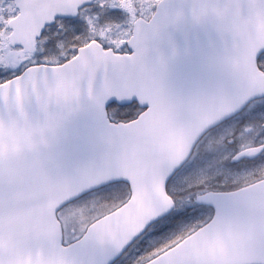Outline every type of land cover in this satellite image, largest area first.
Returning <instances> with one entry per match:
<instances>
[{
	"label": "snow or ice",
	"instance_id": "snow-or-ice-1",
	"mask_svg": "<svg viewBox=\"0 0 264 264\" xmlns=\"http://www.w3.org/2000/svg\"><path fill=\"white\" fill-rule=\"evenodd\" d=\"M181 22L173 0H0V116L55 104L62 122L75 117L59 162L97 178L56 207L55 224L44 213L32 222L61 264H264V93L240 94L190 48L168 54ZM125 82L147 101L106 121L80 103ZM108 172L121 174L100 178ZM137 198L154 215L123 239L116 213ZM222 226L240 241L227 260L213 251ZM13 252L0 245V264H17Z\"/></svg>",
	"mask_w": 264,
	"mask_h": 264
},
{
	"label": "water",
	"instance_id": "water-1",
	"mask_svg": "<svg viewBox=\"0 0 264 264\" xmlns=\"http://www.w3.org/2000/svg\"><path fill=\"white\" fill-rule=\"evenodd\" d=\"M173 2L182 22L176 29V38L167 45L168 54L177 50L184 56L190 48L207 65L219 69L223 80L233 84L240 94L251 97L264 93V73L257 67L264 53V0ZM41 27L43 21L30 34L33 51ZM61 91L71 103V85L63 86ZM147 99L139 86L125 82L93 88L80 103L90 106L96 117L106 121L110 104L143 103ZM74 122L75 117L62 122L55 104L41 113L20 106L0 116V245L14 248L17 264H61L46 234L35 241L32 222L38 213H44L55 224L56 207L97 182V178H85L59 162L55 145L64 141ZM120 174L108 172L100 178ZM154 212V204L134 199L116 213L118 234L123 239L130 238ZM59 234L56 225L54 235L58 238ZM239 243L237 233L222 226L213 251L218 258L227 260Z\"/></svg>",
	"mask_w": 264,
	"mask_h": 264
},
{
	"label": "rangeland",
	"instance_id": "rangeland-1",
	"mask_svg": "<svg viewBox=\"0 0 264 264\" xmlns=\"http://www.w3.org/2000/svg\"><path fill=\"white\" fill-rule=\"evenodd\" d=\"M7 59V58H6ZM2 63V62H0ZM125 111V110H121ZM229 135V130L224 129V131L219 135H211L205 138L202 148L203 149H209V148H216L220 143H223V141L227 138Z\"/></svg>",
	"mask_w": 264,
	"mask_h": 264
},
{
	"label": "flooded vegetation",
	"instance_id": "flooded-vegetation-1",
	"mask_svg": "<svg viewBox=\"0 0 264 264\" xmlns=\"http://www.w3.org/2000/svg\"><path fill=\"white\" fill-rule=\"evenodd\" d=\"M39 46V42L37 40L36 48ZM258 66L259 68L264 72V54L259 58L258 60Z\"/></svg>",
	"mask_w": 264,
	"mask_h": 264
},
{
	"label": "trees",
	"instance_id": "trees-1",
	"mask_svg": "<svg viewBox=\"0 0 264 264\" xmlns=\"http://www.w3.org/2000/svg\"><path fill=\"white\" fill-rule=\"evenodd\" d=\"M117 110H121V109H119V107H112L111 110H110L111 115L113 116V114H114ZM122 110H125V111H126L127 109H122Z\"/></svg>",
	"mask_w": 264,
	"mask_h": 264
}]
</instances>
